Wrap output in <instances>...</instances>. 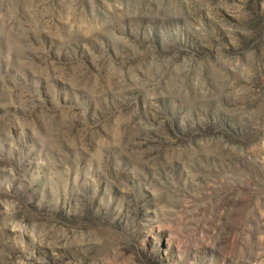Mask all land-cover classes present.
Wrapping results in <instances>:
<instances>
[{"label":"rangeland","instance_id":"rangeland-1","mask_svg":"<svg viewBox=\"0 0 264 264\" xmlns=\"http://www.w3.org/2000/svg\"><path fill=\"white\" fill-rule=\"evenodd\" d=\"M0 264H264V0H0Z\"/></svg>","mask_w":264,"mask_h":264}]
</instances>
